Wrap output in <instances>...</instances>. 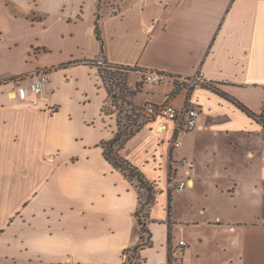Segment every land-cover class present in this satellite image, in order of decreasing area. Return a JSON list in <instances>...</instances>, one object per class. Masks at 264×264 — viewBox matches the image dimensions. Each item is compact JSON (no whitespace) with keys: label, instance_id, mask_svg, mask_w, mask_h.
Instances as JSON below:
<instances>
[{"label":"crops","instance_id":"0c3cea01","mask_svg":"<svg viewBox=\"0 0 264 264\" xmlns=\"http://www.w3.org/2000/svg\"><path fill=\"white\" fill-rule=\"evenodd\" d=\"M72 48L80 59L54 57ZM97 61L167 73L141 102L200 112L180 148L174 123L157 118L121 151L158 191L142 264H168L181 240L183 264H264V125L202 82L190 84L200 76L264 111V0H0L4 259L124 264V251L141 243L136 214L146 192L105 158L102 143L118 125L105 111ZM40 69L48 71L45 100H16L17 84L28 86Z\"/></svg>","mask_w":264,"mask_h":264},{"label":"trees","instance_id":"16d2710c","mask_svg":"<svg viewBox=\"0 0 264 264\" xmlns=\"http://www.w3.org/2000/svg\"><path fill=\"white\" fill-rule=\"evenodd\" d=\"M100 19H101V16L98 14L97 21L95 24L96 25V35H97L98 41L101 43V51L102 53H104V41L102 39ZM105 64L112 68L125 69L126 71L128 70V71H133V72L135 71V69H131V68L124 67V66L113 65V64L110 65L106 62ZM100 72H101V69H100ZM145 85L148 86L147 84ZM202 86L206 89H209L217 93L218 95L222 96L226 100L232 102L238 109L244 112L248 117L264 125V111L260 115L254 113L248 107H246L242 102H240L239 100L231 97L227 93L220 90L218 87L215 86L214 83L204 82ZM136 92H140L139 89L136 90ZM130 95H131L130 96V99H131V97L134 98L135 94L130 93ZM121 98L126 99L127 96L123 95ZM116 100H119L117 94L113 96V105L115 104ZM128 104L131 106H134L133 102L131 101H128ZM136 112H137V109H133L132 113H134L135 117L129 115L127 119L128 123L126 124V126H123L120 122L118 132L115 134L114 138L110 141L103 142L102 147L104 148V155L107 161H109L110 164L116 170L123 173L124 176L128 178L131 182L136 184V187L139 189L140 192L141 191L146 192V199L145 200L142 199L140 209L136 214L138 218V222H139V234L141 237V243L133 248L125 250L123 253L124 256H127L130 253L134 254V258L138 260V264H142L143 259L141 258V251L147 247L152 246V235L149 231L147 220L149 218L150 210L152 206L155 204L158 191L156 190L155 185L146 179L145 175L142 173V171L138 167L134 166L130 161H128L121 155V151L125 148L127 143L133 137H135L147 124H149L153 120L148 117L149 119H146L143 122H139V118L141 115ZM171 202H172V193L170 192V195H169V214L170 215H171Z\"/></svg>","mask_w":264,"mask_h":264},{"label":"built area","instance_id":"2783aa9c","mask_svg":"<svg viewBox=\"0 0 264 264\" xmlns=\"http://www.w3.org/2000/svg\"><path fill=\"white\" fill-rule=\"evenodd\" d=\"M136 74L139 75L140 82L147 85H160L168 81L169 77L167 73L159 71H146L138 70ZM28 78L30 79V84L28 86H23L17 84L18 80H15L17 87L15 91V99L22 102L31 103L33 105H38L41 101L45 100L46 89L48 85V73L45 71L33 72ZM196 82L204 83V79L200 76L195 77L190 81L193 85ZM145 114L151 119L165 118L174 123L176 131V140L173 143L175 148L181 147V141L179 135L186 132H192L198 128L200 112L197 108L192 106H182L181 108H176L172 104L162 103H146ZM184 163L190 168L193 164L185 160ZM186 187L185 182H180L179 189L183 190ZM187 248V243L181 240L178 245L174 246L170 250V259L168 264H183V257L185 250Z\"/></svg>","mask_w":264,"mask_h":264},{"label":"rangeland","instance_id":"374dc122","mask_svg":"<svg viewBox=\"0 0 264 264\" xmlns=\"http://www.w3.org/2000/svg\"><path fill=\"white\" fill-rule=\"evenodd\" d=\"M72 56H75L77 59H80V57H82V52L77 51L72 48L68 52H63V53L56 52L54 55L57 61H61V62L70 60ZM100 64L98 63V61L92 62V65L100 66V69H101L100 75L102 76V80L104 82L105 87L107 88L110 101H111L110 105L106 106L105 111L107 114L112 113V115L116 117L118 129L120 126L119 125L120 122L123 126H126V124L128 123L127 119L129 115L135 117L134 113H132L133 109H137L136 113H139L141 115L139 118V122H143L144 120L149 119L148 116L145 114V110H144L146 103L141 102L144 100V97L139 95L147 86L143 84L142 82H140L139 75L135 74L133 71H128V70L126 71L125 69L109 67L108 65L105 64V62H101ZM41 71L48 72L47 70H43V69L36 70L34 72L40 73ZM138 89L140 92H136V90ZM130 93L135 94L134 98L131 97L130 99V96H131ZM115 94L118 95L119 100H116L115 104L113 105V96ZM123 95H126L127 98L122 99L121 97ZM136 99L139 102H141L139 105L137 104ZM128 101L133 102L134 106L129 105ZM18 208L19 207L15 203L12 206H8L9 211L10 210L14 211V209H18ZM7 220L8 218L5 212L0 211V236L6 230L5 227L7 226L9 222V221L7 222ZM5 252H6V249L1 246L0 264H13L12 261L10 260L6 261L4 259L3 253ZM17 264H38V263H29L28 260L26 261L25 259L20 258L17 260ZM124 264H138V260L134 258V254L130 253L127 256H125Z\"/></svg>","mask_w":264,"mask_h":264}]
</instances>
